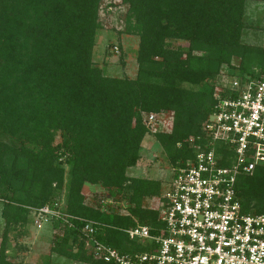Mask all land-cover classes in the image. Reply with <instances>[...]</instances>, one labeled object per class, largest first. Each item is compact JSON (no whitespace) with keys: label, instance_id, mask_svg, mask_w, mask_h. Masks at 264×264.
Instances as JSON below:
<instances>
[{"label":"trees","instance_id":"16d2710c","mask_svg":"<svg viewBox=\"0 0 264 264\" xmlns=\"http://www.w3.org/2000/svg\"><path fill=\"white\" fill-rule=\"evenodd\" d=\"M101 1L0 0V264H37L10 254L8 233L21 252L29 209L61 199L62 214L97 222L100 242L127 251L121 230L158 226L142 202L160 183L126 175L149 136L141 113H168L170 130L151 137L176 166L192 156L188 138L202 134L214 79L264 73V49L241 42L245 4L264 0H112L126 8L122 34L137 38L136 72L103 75L92 64ZM84 185L123 196L127 214L86 206ZM234 189L244 214H264V166L237 176ZM50 229L62 235H51L41 264H110L94 260L77 231L56 221Z\"/></svg>","mask_w":264,"mask_h":264},{"label":"built area","instance_id":"2783aa9c","mask_svg":"<svg viewBox=\"0 0 264 264\" xmlns=\"http://www.w3.org/2000/svg\"><path fill=\"white\" fill-rule=\"evenodd\" d=\"M220 80L202 134L187 140L192 156L171 166L158 195L150 198L148 209L156 212L158 226L131 218L134 226L121 230L127 251L100 242L102 226L62 214L56 202L29 209L31 228L39 231L59 222L61 229L77 231L92 258L103 263L264 264V214H244L234 189L237 176L264 166V73ZM140 116L149 136L170 130L168 113ZM93 206L116 212L108 198ZM51 232L62 235L61 230Z\"/></svg>","mask_w":264,"mask_h":264},{"label":"rangeland","instance_id":"374dc122","mask_svg":"<svg viewBox=\"0 0 264 264\" xmlns=\"http://www.w3.org/2000/svg\"><path fill=\"white\" fill-rule=\"evenodd\" d=\"M111 4V6H109ZM126 8L118 5L117 1L102 0L99 6V15L104 26L96 32L94 46L92 48V64L100 69L103 75L109 77L134 78L136 72L135 51L137 38L135 36L122 34L124 24L123 18ZM244 23L246 28L241 34V42L245 45L261 47L264 49V4L247 2L245 4ZM174 46V43L171 44ZM113 48H117L114 53ZM236 60L233 64L236 65ZM223 72V71H222ZM225 76V75H221ZM221 76L214 79V84H221ZM59 139H55V144ZM139 158L136 164L127 170V176L133 178H146L164 183L168 179L170 165L167 163L164 153L153 137L145 136L142 140L139 151ZM66 170V168H64ZM83 203L86 206L97 205L106 198L112 202L113 210L125 214L127 203L121 195L111 198L108 193L98 185H84L81 189ZM63 194L60 196V199ZM62 200V199H61ZM58 201L62 205V201ZM117 200V201H115ZM142 205L149 208L150 198L143 200ZM3 231V221L0 218V238ZM26 237L17 241L21 252L14 249V235L16 231L8 233V250L10 254H21L25 262L41 264L47 261L48 250L51 245V229L49 225L37 231L27 225L25 228ZM16 243V244H17ZM129 246L127 242L126 247ZM50 264H78L59 257L49 259Z\"/></svg>","mask_w":264,"mask_h":264}]
</instances>
